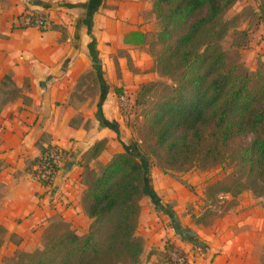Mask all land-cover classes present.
<instances>
[{"label":"crops","instance_id":"obj_1","mask_svg":"<svg viewBox=\"0 0 264 264\" xmlns=\"http://www.w3.org/2000/svg\"><path fill=\"white\" fill-rule=\"evenodd\" d=\"M91 5V0H0V94L8 90L2 85L6 76L20 91L0 109V264L17 250L41 246L42 234L57 220L79 235L87 233L89 171L99 172L117 154L145 158V114L135 112L128 122L118 97L127 88L135 107L140 88L159 79L148 51L155 30L154 15L151 20L148 15L152 3L100 0L94 11ZM26 11L46 13L51 28H20L17 20ZM131 32L146 34L145 44L125 43ZM50 145L65 156L45 188L35 173ZM183 180L196 184L149 163V194L140 202L143 252L150 256L154 247L165 253L170 243L191 264H264L260 199L246 195L214 223L197 226L183 218L195 198ZM147 264L169 263L151 256Z\"/></svg>","mask_w":264,"mask_h":264},{"label":"trees","instance_id":"obj_2","mask_svg":"<svg viewBox=\"0 0 264 264\" xmlns=\"http://www.w3.org/2000/svg\"><path fill=\"white\" fill-rule=\"evenodd\" d=\"M237 1L152 0L161 47L154 71L170 84L163 85L167 93L145 113V127L166 153V168L184 171L203 150L209 158L236 147L241 167L256 182L264 179V62L250 73L230 63L220 45L230 29L225 16ZM244 35L248 38V31ZM146 39L142 32H131L125 43L142 45ZM2 85L8 90L2 91L0 109L20 96L10 76ZM159 85H143L135 107L150 104ZM144 157L117 154L99 172L89 171L86 212L92 224L87 234L57 220L44 231L41 250H18L7 264H141L144 243L137 229L150 163Z\"/></svg>","mask_w":264,"mask_h":264},{"label":"rangeland","instance_id":"obj_3","mask_svg":"<svg viewBox=\"0 0 264 264\" xmlns=\"http://www.w3.org/2000/svg\"><path fill=\"white\" fill-rule=\"evenodd\" d=\"M147 1H150L153 7L152 0ZM262 4L255 0H240L225 16V20L230 23V29L225 39L220 43L221 49L226 54L229 62L246 67L250 73H256L260 63L264 62V48H257V46L264 43V33L261 31V27L264 24V4ZM260 6H263V9ZM148 15H150V20L151 16L153 18L154 15L152 20H154L155 30L148 39V51L155 61V54L161 48L157 43L160 23L153 9L148 12ZM247 31L249 33L248 38L244 35V32ZM253 40L256 41V44H253ZM246 42L248 44H245ZM156 82L160 83L156 89L158 96L153 95L154 97L150 101V104L136 108L135 112L136 114L140 113V117L151 110L154 101H157L167 93L163 85L170 84V81L166 77L159 76ZM0 97L5 98V95L0 94ZM143 130L147 141V144H145V153L149 156L148 158L153 168L159 169L165 175H171L179 179L190 177L196 180V184L183 180L187 190L195 197L194 200L187 204L182 212L183 218L189 220L191 224L207 226L211 220L214 223L221 211L225 212L229 208L237 205L238 199L246 195L253 196L256 200L260 199L258 205L264 208V179H257L255 182L253 178L249 177L248 171L241 167L237 159L236 147L228 150L221 149L209 158L204 157L205 150H203V154L193 164L186 165L185 170L180 171L177 167L166 168V153L154 145L153 139L149 138L147 134L146 127ZM146 193L149 194L148 189H146ZM143 199L144 197L141 201ZM142 226L143 223L139 221L137 236H139ZM44 234L41 237V246L33 251L25 252L41 250L45 243ZM85 234L87 233H80V235ZM139 237L145 243L144 238L142 236ZM151 256H156L157 259L161 257L162 260H166L165 253L158 252L157 248L153 247L150 251V256L144 252L142 253L140 263L147 264Z\"/></svg>","mask_w":264,"mask_h":264},{"label":"built area","instance_id":"obj_4","mask_svg":"<svg viewBox=\"0 0 264 264\" xmlns=\"http://www.w3.org/2000/svg\"><path fill=\"white\" fill-rule=\"evenodd\" d=\"M17 22L20 28H32L40 31H47L52 26L48 15L39 11H26L18 18ZM118 104L124 118L128 122L132 121L135 116V107L127 88L121 89ZM64 156L63 149L57 145H50L45 149L35 175L36 180L42 187L49 188L53 184ZM167 256L169 264H191L188 255L175 245L169 249Z\"/></svg>","mask_w":264,"mask_h":264},{"label":"water","instance_id":"obj_5","mask_svg":"<svg viewBox=\"0 0 264 264\" xmlns=\"http://www.w3.org/2000/svg\"><path fill=\"white\" fill-rule=\"evenodd\" d=\"M92 1V5L90 6V10L94 11L96 9V7L98 6L100 0H91Z\"/></svg>","mask_w":264,"mask_h":264}]
</instances>
